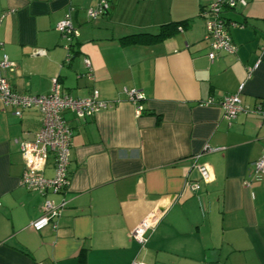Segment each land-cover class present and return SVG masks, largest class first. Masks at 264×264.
Listing matches in <instances>:
<instances>
[{
    "label": "crops",
    "instance_id": "obj_1",
    "mask_svg": "<svg viewBox=\"0 0 264 264\" xmlns=\"http://www.w3.org/2000/svg\"><path fill=\"white\" fill-rule=\"evenodd\" d=\"M101 1L107 12L88 19ZM211 2L0 0V60L6 55L14 65L2 75L13 91L48 95L57 80L72 98L97 90L110 105L84 119L64 114L70 183L43 196L19 185L18 145L34 140L42 117L25 110L17 118L0 102V264H264V174L256 181L253 173L264 154V114L252 112L264 111V0L224 12L237 25L227 24L236 53L212 63L200 16ZM66 14L79 34L69 51L56 30ZM174 25L158 42L121 41ZM84 59L92 80L83 77ZM240 85L241 105L251 112L227 121L219 106L203 105ZM124 89L143 93L141 116ZM196 166L210 170L208 183ZM53 174L50 154L41 175ZM62 199L56 228H29L46 200ZM150 215L158 222L140 247L129 232Z\"/></svg>",
    "mask_w": 264,
    "mask_h": 264
},
{
    "label": "built area",
    "instance_id": "obj_2",
    "mask_svg": "<svg viewBox=\"0 0 264 264\" xmlns=\"http://www.w3.org/2000/svg\"><path fill=\"white\" fill-rule=\"evenodd\" d=\"M244 6H246L245 0H212L206 9L201 11L200 16L205 19L203 39L209 43L207 58L210 63L215 61L220 54L234 55L236 53V47L232 44L227 33V24L237 25L227 23L223 18V14L225 11H233ZM108 8V4L101 1L96 7L87 10V17L88 19L101 17L107 12ZM56 30L61 38L69 42L64 47L65 50L69 51L71 41L79 36L70 22L69 14H66L57 23ZM68 61L69 57L67 56L65 62ZM83 63L87 69L83 77L92 80L88 60L84 59ZM13 69V63L8 60L6 55H3L0 60V102L5 107L13 108L14 115L17 118H20L25 110H36L42 117L41 129L36 133L34 140L32 142H18L20 155L24 163V174L19 180V185L26 190L35 191L43 196L46 194L60 195L67 190L70 183L68 166L72 132L64 118V114L71 113L78 119H84L93 116L100 110L109 108L110 105L101 100L97 90H93L88 97L83 99L72 98L61 90L57 80H53L52 89L48 95L18 94L12 90L2 75V72L13 71ZM242 90L243 85H240L237 93L223 96L218 100L210 98L203 102V105L219 106L223 112V118L231 121L241 113L251 112V110L241 105L239 94ZM123 92L133 106L135 116H141L144 111L141 105L145 99L143 93L138 90L126 89ZM252 112L264 114L260 107L255 108ZM204 151L213 152L217 149L205 147ZM50 154L54 157V174L52 178H45L41 175V172ZM196 169L202 182L208 183L211 180V172L207 167L196 166ZM253 173L256 181H259L260 176L264 174V154L254 163ZM185 187L191 192H197L200 188L198 183L189 181L185 183ZM66 205L67 201L65 199H62L59 204L46 200L42 205L41 215L29 224V228L34 232L41 231L49 224L56 228L57 220ZM157 222L158 217L156 215L146 217L129 232V238L140 247H144ZM131 264L141 263L134 260Z\"/></svg>",
    "mask_w": 264,
    "mask_h": 264
},
{
    "label": "trees",
    "instance_id": "obj_3",
    "mask_svg": "<svg viewBox=\"0 0 264 264\" xmlns=\"http://www.w3.org/2000/svg\"><path fill=\"white\" fill-rule=\"evenodd\" d=\"M176 26L177 25L161 27V29L158 31L157 34L148 35L141 33V34L125 37L121 39V41L123 44H148V43L158 42L174 34L175 31L177 30Z\"/></svg>",
    "mask_w": 264,
    "mask_h": 264
}]
</instances>
